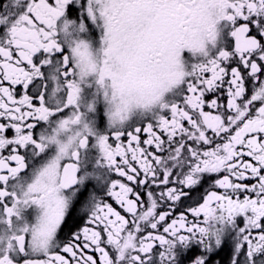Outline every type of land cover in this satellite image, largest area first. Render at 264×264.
<instances>
[{"label": "snow or ice", "instance_id": "1", "mask_svg": "<svg viewBox=\"0 0 264 264\" xmlns=\"http://www.w3.org/2000/svg\"><path fill=\"white\" fill-rule=\"evenodd\" d=\"M0 264H264V0H0Z\"/></svg>", "mask_w": 264, "mask_h": 264}, {"label": "flooded vegetation", "instance_id": "2", "mask_svg": "<svg viewBox=\"0 0 264 264\" xmlns=\"http://www.w3.org/2000/svg\"><path fill=\"white\" fill-rule=\"evenodd\" d=\"M227 252L221 253V258L224 259L225 261L227 260Z\"/></svg>", "mask_w": 264, "mask_h": 264}]
</instances>
